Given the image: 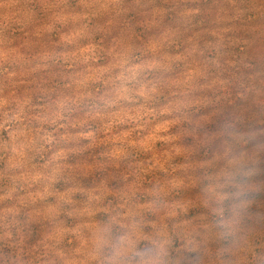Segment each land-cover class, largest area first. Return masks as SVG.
I'll use <instances>...</instances> for the list:
<instances>
[{"label":"rangeland","instance_id":"rangeland-1","mask_svg":"<svg viewBox=\"0 0 264 264\" xmlns=\"http://www.w3.org/2000/svg\"><path fill=\"white\" fill-rule=\"evenodd\" d=\"M0 264H264V0H0Z\"/></svg>","mask_w":264,"mask_h":264}]
</instances>
